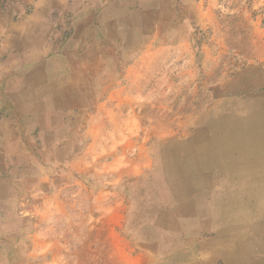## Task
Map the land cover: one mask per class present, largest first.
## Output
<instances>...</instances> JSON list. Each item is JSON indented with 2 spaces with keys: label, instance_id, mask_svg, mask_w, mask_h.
Here are the masks:
<instances>
[{
  "label": "rangeland",
  "instance_id": "1",
  "mask_svg": "<svg viewBox=\"0 0 264 264\" xmlns=\"http://www.w3.org/2000/svg\"><path fill=\"white\" fill-rule=\"evenodd\" d=\"M0 264H264V0H0Z\"/></svg>",
  "mask_w": 264,
  "mask_h": 264
}]
</instances>
